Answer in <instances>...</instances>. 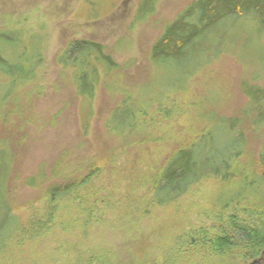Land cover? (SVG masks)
Segmentation results:
<instances>
[{
	"label": "rangeland",
	"instance_id": "rangeland-1",
	"mask_svg": "<svg viewBox=\"0 0 264 264\" xmlns=\"http://www.w3.org/2000/svg\"><path fill=\"white\" fill-rule=\"evenodd\" d=\"M195 1L0 0V185L14 216L28 218L50 186L102 168L91 182L124 194L115 197L127 203L116 215L137 220L135 227L116 222L107 238L108 248L128 264H164L175 236L212 227L216 214L227 217L213 212L226 186L211 181L173 204L155 206L147 199L142 210L148 216L141 219L132 207L138 208L150 177L130 189L120 179L128 166L161 167L176 148L208 132L212 114L240 122L246 144L239 161L262 168L264 125H252L245 93L264 91V38L252 37L249 45L234 26L225 41L213 38L212 54L203 53L208 56L191 62L183 74L182 67L156 68L150 61L165 27ZM81 41L99 45L111 58L109 67L93 53L74 62L75 54L67 51ZM122 106L136 111L129 133L116 130L112 119ZM211 126L208 134L219 146L230 142L233 134L225 127ZM24 254L20 260L29 264L32 256ZM241 254L208 264H256L242 261Z\"/></svg>",
	"mask_w": 264,
	"mask_h": 264
},
{
	"label": "trees",
	"instance_id": "trees-1",
	"mask_svg": "<svg viewBox=\"0 0 264 264\" xmlns=\"http://www.w3.org/2000/svg\"><path fill=\"white\" fill-rule=\"evenodd\" d=\"M153 10L152 6L146 13ZM234 26L239 31L240 40L247 39L249 45L252 37L264 38V0H196L165 27L151 49L150 61L155 67L174 65L177 70L182 67L183 74L191 62L195 60L198 63L201 57L212 54L213 45H216L213 38L221 36L225 41L226 32ZM249 45L243 54H248ZM67 53L75 54L74 62L93 53L106 66L112 63L102 48L92 42L73 43ZM245 94L251 99L247 113L252 125L262 127L264 91L248 88ZM122 107V110H114L112 119L116 130L121 126L124 132L129 133L135 130L136 111ZM210 122L233 134L230 142L219 146L216 139L208 134L210 125L207 133L176 148L161 167L154 170L153 167L140 169L128 166L123 170L125 177L120 179L126 181L125 185L130 189L132 182H142V179L150 177L151 182L148 184L146 181L145 184L150 188H145L146 191L140 195L138 208L132 207L141 219L148 216L142 210L143 203L148 205L147 199L152 205L165 206L179 202L201 184L215 181L226 186L219 194L213 212L222 211L227 217L216 214L211 219L212 227H192L188 232L175 236L165 250L164 264H208L215 259L233 260L238 257L237 252L242 253L239 257L244 262L256 260V264L262 263L264 153L261 156L262 168L242 164L239 158L246 142L239 130L240 122L216 119L214 114L210 115ZM132 158L141 161L138 157ZM99 169L83 179L50 186L33 204L28 218L23 220L9 209L4 188L0 185V264H23L20 255L24 256V253L32 256L28 258L29 264H126L125 259L120 260L118 250L108 248L107 238L116 222L124 227L129 224L135 227L137 220L128 216L124 221L116 215L127 203L118 202L115 197H123L124 194L107 192L104 184L91 182L92 176L103 170ZM240 215L252 218V221L258 220L247 223L240 219ZM33 251L37 252L36 256H33ZM143 263L139 261L138 264Z\"/></svg>",
	"mask_w": 264,
	"mask_h": 264
}]
</instances>
